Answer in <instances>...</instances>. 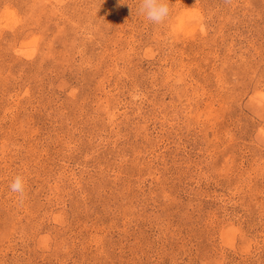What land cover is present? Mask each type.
Returning <instances> with one entry per match:
<instances>
[{"label":"rangeland","instance_id":"obj_1","mask_svg":"<svg viewBox=\"0 0 264 264\" xmlns=\"http://www.w3.org/2000/svg\"><path fill=\"white\" fill-rule=\"evenodd\" d=\"M122 2L0 0V264H264V0Z\"/></svg>","mask_w":264,"mask_h":264},{"label":"clouds","instance_id":"obj_2","mask_svg":"<svg viewBox=\"0 0 264 264\" xmlns=\"http://www.w3.org/2000/svg\"><path fill=\"white\" fill-rule=\"evenodd\" d=\"M226 2H230V0H226ZM119 3L125 4L127 2L119 0ZM127 4L132 7L129 3ZM172 11L170 0H139L138 14L155 25L167 22L171 18ZM185 20L190 23H202L198 13H192L182 18L181 23L185 22ZM26 183L25 176L17 174L9 184L10 191L16 194L21 203L26 197Z\"/></svg>","mask_w":264,"mask_h":264}]
</instances>
